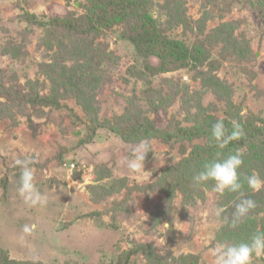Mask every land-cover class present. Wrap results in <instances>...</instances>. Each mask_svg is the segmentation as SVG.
I'll return each instance as SVG.
<instances>
[{
    "label": "rangeland",
    "instance_id": "374dc122",
    "mask_svg": "<svg viewBox=\"0 0 264 264\" xmlns=\"http://www.w3.org/2000/svg\"><path fill=\"white\" fill-rule=\"evenodd\" d=\"M118 1L0 0V264H213L215 245L264 232V0H136L86 31ZM141 28L164 40L154 54L126 38ZM217 120L241 126L237 145L216 146ZM145 122L200 136L132 134ZM141 141L151 151L129 170ZM236 150L260 187L244 181L257 206L232 227L240 193L192 178ZM24 159L44 206L19 195Z\"/></svg>",
    "mask_w": 264,
    "mask_h": 264
},
{
    "label": "clouds",
    "instance_id": "9594fccd",
    "mask_svg": "<svg viewBox=\"0 0 264 264\" xmlns=\"http://www.w3.org/2000/svg\"><path fill=\"white\" fill-rule=\"evenodd\" d=\"M243 135V130L238 123L232 125L229 132L223 120H217L211 126V137L219 149H224L232 140H237ZM151 151V145L146 141L137 144L130 159L125 161L129 170L139 171L144 167L147 153ZM32 161L28 159L17 160L16 164L21 168L19 195L24 202L30 206H44L47 204V196L40 193L33 183ZM243 164V153L239 150L224 155L217 152L215 157L206 161L202 169L193 175V182L196 185L214 181L213 191L223 196L228 193H240L241 198L234 205L231 225L236 227L239 222L248 216L249 212L256 208V202L251 198H244L242 193L243 183L254 190L260 187V181L255 175L246 176L242 181L239 169ZM224 209L218 208L214 215L220 217ZM227 220V217H225ZM25 232L29 229L25 227ZM210 255L214 258L213 264H251L253 256L259 258L264 256V232H257L250 237L248 242L237 244L219 243L210 249ZM36 264V258H33Z\"/></svg>",
    "mask_w": 264,
    "mask_h": 264
},
{
    "label": "trees",
    "instance_id": "16d2710c",
    "mask_svg": "<svg viewBox=\"0 0 264 264\" xmlns=\"http://www.w3.org/2000/svg\"><path fill=\"white\" fill-rule=\"evenodd\" d=\"M135 2H136V0H119L117 2L118 4H115V5L112 4V5H110L112 7V10H109V8L107 9L106 7H108V6L105 4V6H106L105 9L101 13L98 12L97 13V16L95 18H93V15H95L96 12H95V10L93 8L91 10L92 16L90 15L89 17H87V20L89 22H88V24L86 26V31L91 32L94 29H96L97 28L95 26V23L96 22L103 23V25H108L111 22L113 24L114 23V20H115V17L117 15V12H116L117 9L118 8H122V9H126V11L131 10V8L134 7ZM140 17H141L140 20L138 19V21H136V24H139L140 25L141 22H142V20L144 19V18H142V16H140ZM148 21H151V20H148ZM111 25H108V26H111ZM66 27L67 28H71L72 26L67 24ZM141 30H142V28L139 29V30H136L133 33L132 32L133 29H132L131 32L128 35H126V38L130 39L131 41H134V43H136L137 45H139V50L141 52L144 51L146 54H154V50L153 49L156 48L155 46L156 45H159L160 43L163 44L164 40L161 41V38L160 37L156 36L155 34H153L149 30L148 31H145L144 30L143 33H142ZM143 40L149 42L148 44L145 45V47H144ZM153 45H155V46H153ZM164 46H162V51L164 50V51H167V52H170L171 53L170 50H173V49H169L168 47H164ZM164 48L167 49V50H165ZM176 51H178V50H176ZM155 53L162 56V53L159 52L158 50ZM42 101H44V100H42ZM47 101L48 100H46L44 102H47ZM53 101L56 103V105H58V106L60 105V100L53 98ZM145 123L148 126L138 127V128H135V129L133 128L134 130H132V131H134L135 133H132V134H134L136 136L137 135L138 136L139 135H142L144 137H147L148 135H150V136L152 134H158V135H160V133H161L162 135H164L163 137H165L167 140H173V137H175V138H179L181 136L186 137L188 134H189V137L190 138H193L195 136L196 137H199L200 136V132L198 130H194V131L193 130L192 131L191 130H188V131L185 130V131H182L181 133H179V132H168V131H166L165 133H162L158 128H156V126L154 125L153 122L152 123L145 122ZM146 124H144V125H146ZM140 125H142V124H140ZM148 129H151V130H148ZM253 132H254V129H253ZM117 136H119V133L117 134ZM179 140H181V139H179ZM240 140H241V138H240ZM230 143L231 144H229V145H237L236 140H232ZM201 153H203V151ZM188 159L191 160L190 162H194L193 159H190V158H188ZM175 170H177V168H173V169L169 170V172H173ZM159 190L163 191V189H159ZM173 190H174L173 187H171V190H169L170 193H171V195L173 193ZM165 191L166 190H164V192ZM117 264H125V262L124 261H118Z\"/></svg>",
    "mask_w": 264,
    "mask_h": 264
}]
</instances>
